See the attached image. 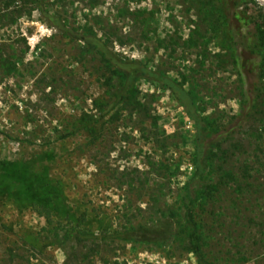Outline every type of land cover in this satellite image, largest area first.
Instances as JSON below:
<instances>
[{
    "label": "rangeland",
    "instance_id": "rangeland-1",
    "mask_svg": "<svg viewBox=\"0 0 264 264\" xmlns=\"http://www.w3.org/2000/svg\"><path fill=\"white\" fill-rule=\"evenodd\" d=\"M259 13L260 0H0V264H264V202L226 174L264 166ZM98 46L179 82L229 134L198 182L216 187L194 206L199 255L184 226L193 122L156 77L122 93ZM160 222L164 237L131 239Z\"/></svg>",
    "mask_w": 264,
    "mask_h": 264
},
{
    "label": "trees",
    "instance_id": "trees-1",
    "mask_svg": "<svg viewBox=\"0 0 264 264\" xmlns=\"http://www.w3.org/2000/svg\"><path fill=\"white\" fill-rule=\"evenodd\" d=\"M256 28L259 35L264 37V13L257 14ZM97 49L102 53L107 54L123 74L124 81H122V93L133 88V82L139 77H156L155 79H158L170 88L174 98L184 107L187 115L193 122L196 137L192 162L194 170L183 188L186 192L187 199L192 205H190L185 212L184 226L188 230V238L194 245V252L199 255L200 235L196 226V211L194 210V206L199 201V198L202 199L203 193L206 196L209 191L216 190V187L211 186L207 192H203L204 190L201 189L198 182L203 179L204 175H206L207 169L211 166V161L215 155V149L220 146V143L224 141L229 134L226 132L225 128L222 129L221 127L218 128L211 125L208 119L197 110L191 93L176 80L167 76L156 75V72L140 64L136 60L119 59L114 54L104 49L103 46H98ZM238 118L239 117H235V119ZM244 166V168L238 169L235 174L232 172H226L228 175L227 177L233 182L234 192L237 193L238 198L241 200H261L264 202V176H259V174L263 172L264 166L260 165L255 167L252 165L250 167L247 164ZM251 168L252 170L250 171ZM258 208L261 210L264 208V204H260ZM261 214L260 217L256 215L254 218H251V221L255 226H253L252 245L256 247V249L264 246V213L261 211ZM164 229L165 225H162V222H160L153 226H131L128 230L130 231V237L132 240L152 241L164 237L167 233ZM200 258H202L201 255Z\"/></svg>",
    "mask_w": 264,
    "mask_h": 264
},
{
    "label": "bare ground",
    "instance_id": "bare-ground-1",
    "mask_svg": "<svg viewBox=\"0 0 264 264\" xmlns=\"http://www.w3.org/2000/svg\"><path fill=\"white\" fill-rule=\"evenodd\" d=\"M260 1L264 3V0H260Z\"/></svg>",
    "mask_w": 264,
    "mask_h": 264
}]
</instances>
